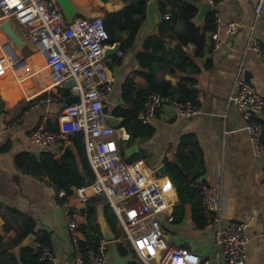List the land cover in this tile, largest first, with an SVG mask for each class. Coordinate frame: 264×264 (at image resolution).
<instances>
[{
	"label": "crops",
	"instance_id": "1",
	"mask_svg": "<svg viewBox=\"0 0 264 264\" xmlns=\"http://www.w3.org/2000/svg\"><path fill=\"white\" fill-rule=\"evenodd\" d=\"M125 1L72 0L82 12V15H79L82 17L79 18L87 19L97 16L106 17L110 13L119 12L126 6ZM156 1L159 3L162 0ZM203 2L209 0L189 1L195 7H197L195 4ZM171 10L172 6L168 5L167 11L171 12ZM216 12L223 21L235 24L237 33L227 36L222 30L219 31L221 40L218 48H215L213 39L216 30L208 33V51L204 57L195 59L199 71L191 76L196 78L194 88L198 92L200 114L189 119L180 118L171 107H165L157 113L150 124L155 131L154 135L148 139L135 140L122 125L124 119L113 115L115 109L131 106V103L124 102L122 96V86L128 78L134 76V94L148 88L142 77L134 75L142 70L137 55L142 51L146 39L141 35L137 36L135 44L127 51L122 49L121 42L106 44V64L113 85L106 98V112L107 117L113 116L117 119L118 125L114 127L107 118L106 123L117 130L116 139L122 158L128 164H140L146 173L161 180L167 197L173 204L168 214L173 213L174 216L180 199L167 173V161L179 165L188 179L195 183L204 181L218 190L226 215L221 224L210 226L209 220L205 228L196 226L192 217L194 203L198 209H202L203 206L199 188L190 186L198 191V197L192 203L185 205L183 223L175 225L165 221L164 216L163 224L168 230L165 240L167 246L187 248L201 260L202 264H225L223 251L214 242V236L219 228L233 219L248 226L250 238L247 249L248 263L264 264V158L258 159L254 156L250 135L245 130L247 122L237 107L230 103L234 93L236 73L241 65L247 67L249 81L264 97V62L251 47L254 39L264 45V14L259 19L256 17L254 0H224L222 5L213 6L214 18ZM199 13L198 9L192 22L202 28L206 25L209 14L202 24H198L196 17ZM161 15L164 16L162 13ZM0 16H2L1 11ZM168 16L169 13L164 16V20H169ZM6 21L3 16L0 17L2 40L0 55L5 58V60L0 59V204L6 211L5 217L0 214V264H13V257L19 259L21 250L27 247L37 253L44 236L49 238L47 247L55 254L57 264H72L74 246L66 225L65 203L67 202L74 211L79 227L87 226V217L83 211L88 203H80L75 198L65 201L66 192L60 190L46 172L36 174L32 165L19 167L16 158L26 153L32 155L39 164L46 155L55 156L56 160L61 161V156L66 154L67 144L43 147L32 143L28 135L38 127L45 115L50 118L48 126L50 123H55L58 131L61 115L67 106L66 100L73 95L69 92L70 88L64 87L65 84L54 85L47 66L44 76L41 73L36 75L38 86H44L45 90L33 97H28L23 92L21 85L14 80L13 70L8 62H28L33 54L42 52L29 41L30 46L23 45L18 50L2 30ZM14 26L16 27L15 24ZM186 31L187 24L179 20L174 32L183 35ZM177 45V41L169 38L164 43L167 51ZM183 50L194 58L196 47L193 44L183 47ZM119 52H123V56H119ZM42 59L46 65L44 54ZM156 70L158 82H168L174 87L190 75L182 71L171 74L167 63L156 65ZM32 72L30 74H33ZM45 94L46 97H43ZM50 97L56 98V101L42 103V100ZM260 120L264 123V113ZM7 146L9 149H6ZM132 146H136V152L127 154ZM71 150L75 153L74 157H77L76 149L72 147ZM101 198L104 199L97 198L93 202L97 217L93 228L85 230L89 236L85 232L78 231L82 245L85 243L87 246H95L104 239L99 225L102 209L105 210L106 215L109 207L116 217L107 199ZM105 217L106 222L109 223L108 217ZM116 224L118 235L110 226L116 234V239L109 242L105 264H147L135 251L133 245L125 239L117 217ZM30 236H33L34 240L23 247ZM15 241H20V244L16 245ZM162 253L158 249V254L162 255Z\"/></svg>",
	"mask_w": 264,
	"mask_h": 264
},
{
	"label": "built area",
	"instance_id": "2",
	"mask_svg": "<svg viewBox=\"0 0 264 264\" xmlns=\"http://www.w3.org/2000/svg\"><path fill=\"white\" fill-rule=\"evenodd\" d=\"M209 2L216 7L224 0ZM254 10L256 17L261 18L264 0H254ZM0 11L7 20L14 21L24 39L45 55L54 85L63 86L73 80L74 85L69 92L79 97L78 102L65 107L58 132L49 129L50 118L45 115L38 127L29 133L28 139L47 147L65 145L81 134L95 180L77 189L79 202L88 203L92 196L105 197L125 239L147 264H202L187 248L167 246L168 230L159 220V215L163 214L165 221L173 223V213L168 214L173 204L159 178L146 173L140 164H128L122 158L116 139L117 130L106 123V98L113 85L106 64L105 47L109 34L104 17L77 18L68 24L58 0H0ZM215 18L217 29L213 39L215 48H218L221 40L218 32L222 30L227 36H233L237 27L223 21L218 12ZM251 47L264 62V45L254 39ZM118 55L123 56V52ZM53 101L56 98L50 97L42 103ZM230 103L237 107L247 122L246 130L254 156L263 159L264 125L260 118L264 113V97L249 81L245 65H241L236 73ZM165 107H171L180 118L189 119L200 114L199 107L190 101H172L160 93H150L139 112V120L149 125ZM191 186L200 190L209 225H220L226 215L218 190L204 181L194 182ZM65 207L66 225L74 246L72 264H105L109 242L101 239L95 246H83L75 213L67 202ZM249 241L247 224L233 219L219 228L214 236V242L223 251L225 264H249ZM158 249L162 255L158 254ZM38 254L43 264H57V258L49 247H41Z\"/></svg>",
	"mask_w": 264,
	"mask_h": 264
},
{
	"label": "trees",
	"instance_id": "3",
	"mask_svg": "<svg viewBox=\"0 0 264 264\" xmlns=\"http://www.w3.org/2000/svg\"><path fill=\"white\" fill-rule=\"evenodd\" d=\"M189 1L192 0L159 1L161 13L164 14V16L169 13V20H163L158 27V33L146 38L142 51L137 55V60L142 70L134 73V75L143 78L148 84V88L145 91H138L134 94V76L128 78L122 86L123 100L126 104L131 103V106L130 108L119 107L114 110L113 115L124 119L122 125L130 132L134 140L137 138L148 139L154 135L155 131L150 124L145 125L138 120L139 112L143 108L146 98L150 93H160L163 97L172 101H190L196 106L199 105L198 92L194 88L196 78L191 75L199 71L195 59L205 56L208 51L207 35L216 30V24L214 14L211 13L208 15L204 27L201 28L195 25L192 20L197 15L198 9L189 3ZM125 2L126 6L121 11L108 14L104 17V21L105 28L109 34L108 43L115 44L121 42L122 49L127 51L135 44L137 35L146 21L148 0H126ZM178 3H181V5ZM168 5L172 6L171 12L167 11ZM77 17L79 18L82 16ZM179 20L187 24V31L183 35L174 32L175 26ZM168 38L178 42V45L169 51H167L164 46ZM190 44L196 47L194 58L190 57L186 51L183 50V47ZM160 63H167L170 67L171 74L182 71L190 75L185 80L181 81L177 87L172 86L168 82H158L156 77V65ZM177 96L179 97L176 98ZM43 97H46V94ZM49 129L56 132L59 131H57L55 123H50ZM71 142L77 151V157L71 154H63L61 156V161H58L55 156L46 155L45 158L43 156V160L39 164L32 155L24 153L17 156L16 162L19 167L32 165L34 168L33 171L36 174L46 172L58 188L66 192L64 197L65 201L69 198H75L78 201L77 189L91 184L95 180V174L86 154L83 136L78 134L71 139ZM6 149H9V146H7ZM166 166L167 173L176 187L180 199L174 212L173 224L177 225L183 223L185 205L192 203V201L198 197V191L190 187L194 181L188 179L179 165L167 161ZM97 198L103 200L101 197H93L88 201L87 207L83 211L84 215L87 217L88 223L87 226H78V231L80 230L83 233L88 228L92 229L93 225L96 223L97 212L93 202ZM193 207L192 217L196 226L201 229L205 228L208 225L209 217L204 213L203 208L198 209L195 203ZM0 214L4 217L6 216V211L1 204ZM106 216L108 217L111 228L118 235L116 217L109 207H107ZM95 228L98 230L97 226H95ZM85 233L89 236L88 232ZM15 243L19 245L20 241H15ZM48 245L49 238L44 236L38 247L37 253H34V249L27 247L21 250L19 259L13 257V264H43L39 261L38 251L41 247ZM83 246L87 245L83 243Z\"/></svg>",
	"mask_w": 264,
	"mask_h": 264
},
{
	"label": "water",
	"instance_id": "4",
	"mask_svg": "<svg viewBox=\"0 0 264 264\" xmlns=\"http://www.w3.org/2000/svg\"><path fill=\"white\" fill-rule=\"evenodd\" d=\"M58 3L60 4L64 12V16L68 24H72L77 16L82 15L81 10L77 8V6L72 2V0H58ZM195 5L200 10V13L196 17V21L198 22V24H202L203 23L202 21L206 18V16L212 13L213 6L209 2H203V3L195 4ZM163 20H164V17L161 15V11L159 9V3L156 0L155 1L151 0L150 2H148V5H147L146 21L141 27L137 36L142 35V36H145V39H146L149 36L157 34L158 26L160 22H162ZM2 30L8 35V37L12 40L13 44L18 50H20L23 45L30 46L29 42L21 36L17 28L14 26L13 20H7L6 22H4ZM73 85H74V81L69 80L65 83L64 87L66 89H69ZM78 101H79V97L73 96V97H69L66 100V103L67 105H71ZM107 120L114 127H117L118 124H117V119L115 117L113 116L107 117ZM72 147L74 148L72 142L67 143L65 153L71 154V155L75 154L74 151L71 150ZM135 152H136V146H132L130 150L127 152V154L135 153ZM104 212H105L104 209H102V211L100 212L99 225L101 228V233H102L103 238L106 241L111 242L116 239V234H114V232L110 228L109 223L106 222V217H105L106 215ZM159 220L161 222L164 221L163 214L159 215ZM32 240H34L33 236L28 237L26 241L24 242L25 244L23 247H26V245L29 244ZM23 247H21V249H23Z\"/></svg>",
	"mask_w": 264,
	"mask_h": 264
},
{
	"label": "bare ground",
	"instance_id": "5",
	"mask_svg": "<svg viewBox=\"0 0 264 264\" xmlns=\"http://www.w3.org/2000/svg\"><path fill=\"white\" fill-rule=\"evenodd\" d=\"M0 41H2V40L0 39ZM1 44H2V42H1ZM42 55H43L42 53L37 52L31 56V58L28 62H21V61H19L17 63H12L11 61L8 62L9 65L11 66L12 70H13L12 72H13L14 80H16L21 85V87L23 88V92L28 97H33V96H35V95H37V94H39L45 90V88H43L44 86H42V85L38 86V84L36 82V75L37 74L41 73V75L44 76L45 75L44 72H47L46 65L43 63ZM0 59L5 60V58L2 55H0ZM31 72L33 74H30ZM51 86H52V84H51Z\"/></svg>",
	"mask_w": 264,
	"mask_h": 264
},
{
	"label": "rangeland",
	"instance_id": "6",
	"mask_svg": "<svg viewBox=\"0 0 264 264\" xmlns=\"http://www.w3.org/2000/svg\"><path fill=\"white\" fill-rule=\"evenodd\" d=\"M24 51H26V50H24ZM24 51H23V53H24Z\"/></svg>",
	"mask_w": 264,
	"mask_h": 264
}]
</instances>
